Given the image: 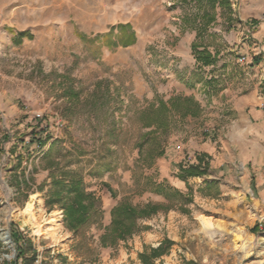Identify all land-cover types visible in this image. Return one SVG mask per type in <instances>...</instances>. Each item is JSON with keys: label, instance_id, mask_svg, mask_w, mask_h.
Returning <instances> with one entry per match:
<instances>
[{"label": "rangeland", "instance_id": "374dc122", "mask_svg": "<svg viewBox=\"0 0 264 264\" xmlns=\"http://www.w3.org/2000/svg\"><path fill=\"white\" fill-rule=\"evenodd\" d=\"M123 24L135 41L113 47ZM203 50L209 65L197 60ZM178 98L198 104L196 115L173 109ZM255 107L264 111V0H0V264L15 260L27 240L29 264L38 244L41 264H141L138 254L165 238L173 244L158 264H264V116L252 117ZM162 108L168 125L146 126ZM39 130H46L40 149L30 145ZM204 139L217 147L204 155L223 180L220 191L177 176L178 164L196 163L197 153L176 145ZM218 146L230 154L219 160L235 168L238 192L224 186L230 173L227 164L218 169ZM46 153L61 170L79 172L98 200L75 234L58 206L45 205L58 171ZM152 178L182 181V197L171 202L147 189ZM33 194L30 213L39 229L50 226L47 236L28 221ZM122 199L161 208L104 246L100 236Z\"/></svg>", "mask_w": 264, "mask_h": 264}, {"label": "trees", "instance_id": "16d2710c", "mask_svg": "<svg viewBox=\"0 0 264 264\" xmlns=\"http://www.w3.org/2000/svg\"><path fill=\"white\" fill-rule=\"evenodd\" d=\"M256 23L255 21L253 22ZM121 31H124V35L113 43V47L117 45L127 46L135 41V34L132 31L129 24L120 25ZM113 31V29H112ZM111 31V32H112ZM20 38L28 35L27 32H21L18 34ZM197 60L203 65H209L213 61L212 55L203 50L198 52ZM262 61L260 55L252 57V64L257 65ZM171 106L176 111L182 112V116L196 115L199 110V105L193 102L189 98L175 99L171 101ZM167 108L161 110H154L152 115H148L145 119V125H155L156 129L166 127L168 125L166 115ZM39 120V118H36ZM38 125V123H37ZM34 129H37L35 127ZM46 130L36 131L33 135L34 138L31 140L30 145H34L35 142L43 144L45 141L40 138V133ZM154 134L155 131H150ZM149 134L139 143V151L141 147L147 142ZM159 151L158 155L162 154ZM44 160L48 168L58 170L56 173H52L51 176V187L45 198V205L49 210L53 209V206H58L63 211V223L66 229L72 233H77L84 225H86L98 211V200L95 196L88 192L85 188L83 177L79 172L73 170H61L58 164L49 157V154L43 155ZM19 165V164H18ZM56 166V167H55ZM209 169V160L204 154H196V163H180L178 164L177 176L181 179H185L191 176H204L207 174ZM146 188L151 189L157 194L165 195L166 199L173 201L182 197V193L176 188L163 183L157 182L156 180L146 179ZM170 202V203H171ZM161 207L157 204H146L142 207L134 206L129 203L126 199L120 200L110 211L111 222L108 226H105L104 233L100 236V243L102 245H115L118 240H124L132 234L136 233L140 229L139 220L142 218L150 217L154 215ZM257 230V227L253 228ZM258 232V231H257ZM19 232L11 229V239L18 244ZM172 241L165 238L159 243L157 247H151L149 250L142 251L138 254V258L141 264H158L156 260L167 253ZM24 245V246H23ZM23 245L17 247L16 259L3 264H18V259L22 258L21 264H29L25 256L26 252H32V246L30 241H23Z\"/></svg>", "mask_w": 264, "mask_h": 264}, {"label": "crops", "instance_id": "0c3cea01", "mask_svg": "<svg viewBox=\"0 0 264 264\" xmlns=\"http://www.w3.org/2000/svg\"><path fill=\"white\" fill-rule=\"evenodd\" d=\"M231 110L234 111V113L236 112L235 114H236V117L238 118V109L235 108V107H232ZM250 115L252 117H261V116H264V111H261V110H259V109H257L255 107L253 109V111L250 113ZM234 128H235L236 131H238V125L237 124L234 126ZM214 144L216 145V143H214ZM181 147H184V149H187V154L189 153V151L195 152L197 154L200 153V152H202L203 154H208L210 152H214L215 153V148H217L216 146H212V144L209 145V143H208V141L206 139L202 140V145H198V143H194L191 140L188 141V144H186V146H180L179 144L176 145V149L178 151H180L182 149ZM218 149H220V151H222V153H223V151H224L223 148L218 146ZM248 154H249V152H248ZM229 155H230L229 153H228V155L226 153H223L222 155L217 157V162H218V166H219L218 169H221L224 164H227L228 172L230 173L229 174V179H227V182L230 183V185H224V186H230L229 190L233 193V192H238V190L236 188V184H234V183L237 182V177H236V175L233 172V171H235V168L231 165L230 160L229 161L228 160H222V161L219 160L220 157H221V159H226V158H228ZM248 156H251V155L249 154ZM173 161H175V160H173ZM223 174L224 173L222 172L220 174V176H223ZM213 175H215L214 171L212 170V168H209L208 173L206 175L202 176V177H193L192 176V177H187L186 179H182V181L184 180V182L185 181L188 182V184L190 186L191 185L189 183V181H190L189 179L190 178H194V179L195 178H201L202 179L201 183H203L204 186L207 185V187L209 188L210 191H212L211 188H216V187H218V189L220 191L221 188H222V184L219 183L218 181L219 180L223 181V180H221V179H219L217 177H214ZM182 181L178 180L177 182L176 181L175 182H171V185L174 188L178 189L179 191L183 192L182 186L179 185L180 183H182ZM194 183H196V182H194ZM262 183H264V180L262 181ZM226 193H229V192H227L225 190H222V195H225Z\"/></svg>", "mask_w": 264, "mask_h": 264}, {"label": "bare ground", "instance_id": "6f19581e", "mask_svg": "<svg viewBox=\"0 0 264 264\" xmlns=\"http://www.w3.org/2000/svg\"><path fill=\"white\" fill-rule=\"evenodd\" d=\"M38 194H33L32 196H31V200H30V202H28V206H27V209H26V212H27V214H29L31 211H33L34 209H33V204H34V202H36L37 201V199H38ZM35 214V213H34ZM31 213H30V216H28V221H29V223L30 224H32V226H34V227H37L38 229L36 230V232H38V234H40L41 236H47L48 234H51V228H50V226H47L46 227V229H39V227H38V225H37V223H36V220H35V217L32 215V217H31ZM50 221H48V220H46L45 221V224H48ZM204 224L207 226V227H209L210 225H211V222L210 221H204Z\"/></svg>", "mask_w": 264, "mask_h": 264}, {"label": "built area", "instance_id": "2783aa9c", "mask_svg": "<svg viewBox=\"0 0 264 264\" xmlns=\"http://www.w3.org/2000/svg\"><path fill=\"white\" fill-rule=\"evenodd\" d=\"M241 59L244 60L245 57L242 56ZM60 124H62V123L60 122ZM34 144L36 145V147L38 149H40L41 146H42L41 144H39L37 142H35ZM21 229H23V228H21ZM34 250L37 252L36 253V258L34 259V264H41V262H42V260H41V251H42L41 246H39V244L38 245H35Z\"/></svg>", "mask_w": 264, "mask_h": 264}]
</instances>
